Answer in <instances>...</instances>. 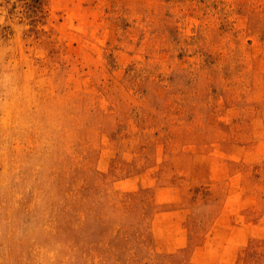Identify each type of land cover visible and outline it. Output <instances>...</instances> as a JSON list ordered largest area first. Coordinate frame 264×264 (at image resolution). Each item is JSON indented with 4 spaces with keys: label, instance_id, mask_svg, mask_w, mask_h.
I'll use <instances>...</instances> for the list:
<instances>
[{
    "label": "rangeland",
    "instance_id": "374dc122",
    "mask_svg": "<svg viewBox=\"0 0 264 264\" xmlns=\"http://www.w3.org/2000/svg\"><path fill=\"white\" fill-rule=\"evenodd\" d=\"M0 264H264V0H0Z\"/></svg>",
    "mask_w": 264,
    "mask_h": 264
}]
</instances>
